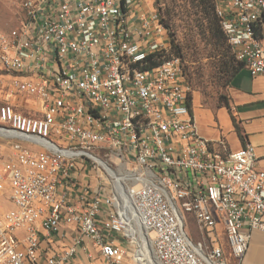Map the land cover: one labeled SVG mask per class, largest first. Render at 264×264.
Segmentation results:
<instances>
[{
  "label": "built area",
  "instance_id": "obj_1",
  "mask_svg": "<svg viewBox=\"0 0 264 264\" xmlns=\"http://www.w3.org/2000/svg\"><path fill=\"white\" fill-rule=\"evenodd\" d=\"M150 1L26 0L20 26L0 34V93L35 102L31 114L0 103V120L25 123L1 133L32 138L31 146L11 144L9 155L0 151L7 170L0 201L13 205L0 209V264H76L82 251L91 264H130V210L158 264H226L220 222L237 260L252 233L264 232V170L255 147L232 151L222 140L217 151L201 135L182 60L166 56L167 30ZM217 14L237 60L252 77L263 75L256 29L264 0H219ZM135 109L147 120L135 118ZM98 160L135 165L125 171L135 174L126 187L132 207L111 184L80 186L82 173L107 179ZM64 228L74 233L63 248L46 244Z\"/></svg>",
  "mask_w": 264,
  "mask_h": 264
},
{
  "label": "crops",
  "instance_id": "obj_2",
  "mask_svg": "<svg viewBox=\"0 0 264 264\" xmlns=\"http://www.w3.org/2000/svg\"><path fill=\"white\" fill-rule=\"evenodd\" d=\"M149 3L154 5L153 1ZM260 40L264 46V20L261 23ZM4 78L9 79V76ZM19 98L10 96L4 91L3 94L0 93V101L8 100L15 104L18 110L31 114L35 108V102L30 99L27 103V98L21 97L22 100L24 99L22 104L26 102L27 106L26 104L21 105ZM228 98L229 107L226 105H205L201 97L194 96L192 112L199 131L204 138L212 141L217 151H224L220 144L222 140L226 142L227 149L232 151L251 144L256 151V167L259 170H264V74L252 77L246 68L243 69L228 89ZM6 171V167L3 165V173ZM89 175L91 174L88 172L80 174V186L90 183ZM91 184L94 183L91 182ZM79 190L80 188H77L75 193ZM8 203L9 201L5 199L1 200L0 208H7L10 204ZM188 226L191 238L195 242L201 241L203 237L197 230L194 217H188ZM218 226L220 242L226 255V264H228L229 258L234 259L231 260L232 264H264V232L255 231L252 233L248 251L242 259L237 260L232 257L231 250L225 243V225L220 222ZM73 233V229L64 228L59 235L49 239L46 244L54 249L63 248L68 243L64 236L69 237ZM75 263L91 264L83 251L78 255ZM92 264H100V261L96 260Z\"/></svg>",
  "mask_w": 264,
  "mask_h": 264
},
{
  "label": "rangeland",
  "instance_id": "obj_3",
  "mask_svg": "<svg viewBox=\"0 0 264 264\" xmlns=\"http://www.w3.org/2000/svg\"><path fill=\"white\" fill-rule=\"evenodd\" d=\"M25 1L26 0H0V34L9 33L11 30L20 26L24 17L23 3ZM171 4V0H154V8L159 9L163 18V13L166 11L168 5L170 6ZM183 13L184 9L177 11L176 19L174 22H172V29H168L163 22L167 30L169 41V46L167 48L168 52H166V56H175L173 53L174 45L179 44L183 46V59L181 60L185 71L184 73H187L191 76V79L188 80L187 76L185 75L186 80L191 88L193 99L194 96H197L201 97L203 104L205 105H222L226 101L224 98L228 97V89L230 87L226 85L224 75L220 72V64L222 61L219 59V57H212L214 56V53H217V48L210 40L208 33L201 31L202 27L199 25V22L194 21L193 18H186ZM174 31H176L177 35L171 36V33ZM197 72L198 74H196ZM21 97L26 98L24 96H20L19 101L21 105H25L26 102L28 103L30 100L26 99L25 104H22L24 99L22 100ZM0 129H2V125H0ZM5 135L0 134V151L5 155H9L12 152L11 144L14 145V141L10 139L8 135ZM96 154L105 161L111 162L110 158L105 156L106 153H104V150L99 149L96 151ZM3 165L4 162L0 160V174L3 173ZM111 168L116 172V175L120 174L125 176L126 170H130V172L135 170V165H113ZM90 174V182H93L94 184L97 181L108 183L114 187L113 182L115 179L107 172L103 174V176L107 179L100 178L98 176L99 174L95 170L90 172ZM109 181H111V183ZM122 184H125V187L129 186V179L124 177ZM11 208H13V205L10 203L7 208L1 207L0 209L3 210L2 212H5ZM143 233L144 238H147L148 240V242L145 244L147 246L146 249L151 251V238L148 233ZM126 245L128 248L127 261L130 264H135L133 255H136L140 248L133 242L132 238L127 239ZM231 260L233 261L234 259L229 258L228 264H232ZM154 263L157 264L155 261Z\"/></svg>",
  "mask_w": 264,
  "mask_h": 264
},
{
  "label": "trees",
  "instance_id": "obj_4",
  "mask_svg": "<svg viewBox=\"0 0 264 264\" xmlns=\"http://www.w3.org/2000/svg\"><path fill=\"white\" fill-rule=\"evenodd\" d=\"M172 4L166 8V11L163 13L164 18L162 17L163 22L165 23L168 29H172V22L175 21L177 16V11L184 9L183 15L186 18H190L194 21L199 22V25L202 27L201 31L208 33L210 40L214 43L217 48V53H214L215 58H218L222 61L220 64V72L224 75L226 85L229 87L232 86L234 79L237 75L245 69V65L238 61L233 49L229 43L228 37L222 29L221 18L217 14V6L219 0H171ZM162 16V15H161ZM177 35L176 31L171 33V36ZM256 36L260 39L261 36V24L258 25L256 29ZM174 43V41H173ZM173 53L174 57L183 59V46L177 44L174 45ZM164 53H158L151 55L150 59L163 56ZM172 57V56H169ZM161 62V61H160ZM159 63H152V65H157ZM185 72V71H184ZM198 74V72L196 73ZM187 79L190 80L191 76L185 74ZM185 76V78H186ZM193 101V96H191ZM226 101L222 105L229 107V98H224ZM192 107V104H191Z\"/></svg>",
  "mask_w": 264,
  "mask_h": 264
},
{
  "label": "bare ground",
  "instance_id": "obj_5",
  "mask_svg": "<svg viewBox=\"0 0 264 264\" xmlns=\"http://www.w3.org/2000/svg\"><path fill=\"white\" fill-rule=\"evenodd\" d=\"M151 74H158V67H151ZM134 117L138 118L139 120H147V113L144 109H135L134 110ZM0 125H2L1 131H10V132H20L21 130H25V123H10V121H2L0 120ZM32 133H39V126H32ZM5 135V134H3ZM14 141V146H31L32 145V138L22 137L20 135H13V134H6ZM5 135V136H6ZM99 164L102 166V170L100 171L101 175L104 174V171L107 172L111 177L115 179L114 186L118 190V195L122 201L126 200L128 203L132 202L130 195L128 193V188H126L122 184V180L124 177H135V174H130L128 171L126 175H116V172L111 169L105 162L98 160ZM123 177V178H122ZM136 183L133 184L135 186ZM129 206V205H128ZM128 208V207H127ZM129 209V208H128ZM127 221H128V230L127 235L132 238L133 242L138 245L140 248L137 251L136 255H133V260L135 264H155L156 258L152 254V244H151V251L147 250V246L145 245L148 242L147 238H144V230L139 231V223L136 219V215L134 216L133 212L130 210L127 212ZM140 235L137 237V234ZM146 235V234H145ZM145 239V240H144ZM157 263V262H156ZM158 264V263H157Z\"/></svg>",
  "mask_w": 264,
  "mask_h": 264
},
{
  "label": "water",
  "instance_id": "obj_6",
  "mask_svg": "<svg viewBox=\"0 0 264 264\" xmlns=\"http://www.w3.org/2000/svg\"><path fill=\"white\" fill-rule=\"evenodd\" d=\"M128 201H129V200H128ZM129 206L132 207L131 202H130ZM139 229H140V230H141V229L143 230V228L141 227V224H139ZM142 230H141V231H142ZM152 254H153V256L155 257L153 250H152ZM155 258H156V257H155Z\"/></svg>",
  "mask_w": 264,
  "mask_h": 264
}]
</instances>
